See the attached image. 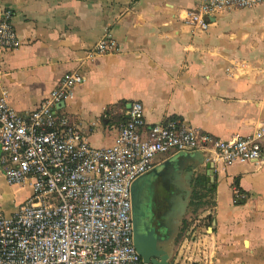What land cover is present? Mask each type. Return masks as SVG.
<instances>
[{"label":"crops","instance_id":"crops-1","mask_svg":"<svg viewBox=\"0 0 264 264\" xmlns=\"http://www.w3.org/2000/svg\"><path fill=\"white\" fill-rule=\"evenodd\" d=\"M194 5L193 0H0V12L14 11L20 40L16 49L0 48V96L28 112L66 72L77 70L84 81L59 111L91 146L114 143L134 101L142 104L147 125L177 118L222 140L250 136L264 128V4L224 10L204 31L184 19ZM106 32L117 50L90 54ZM192 153L158 154L152 170L132 184L131 195L152 189L165 175L159 170L166 160ZM206 172L200 166L191 186L177 179L191 193L166 244L170 264H264V161L215 163L208 183ZM199 175L205 177L204 197L194 204ZM234 185L247 196L242 203L234 202ZM20 191L26 195L16 201ZM30 193L28 183L8 185L0 166L2 214L14 213ZM172 193V205L180 203L176 197L182 195Z\"/></svg>","mask_w":264,"mask_h":264},{"label":"built area","instance_id":"built-area-1","mask_svg":"<svg viewBox=\"0 0 264 264\" xmlns=\"http://www.w3.org/2000/svg\"><path fill=\"white\" fill-rule=\"evenodd\" d=\"M189 26L206 30L210 19L229 8H252L264 0H193ZM14 11L0 12V48L16 49ZM117 50L106 32L89 51ZM84 81L66 72L28 112L0 96V166L8 185L28 183L30 195L11 215L0 212V264H143L133 242L134 181L150 172L158 154L201 152L205 162L228 166L264 161V128L250 136L222 140L177 118L147 125L139 101L126 110L114 143L91 146L82 131L59 111ZM234 202L246 200L237 185Z\"/></svg>","mask_w":264,"mask_h":264},{"label":"water","instance_id":"water-1","mask_svg":"<svg viewBox=\"0 0 264 264\" xmlns=\"http://www.w3.org/2000/svg\"><path fill=\"white\" fill-rule=\"evenodd\" d=\"M210 21H212V18ZM59 105L63 106L64 102H60ZM200 166L207 168L206 181L207 183L211 182L213 180V164L205 162L203 154L198 151L192 154L174 156L166 160L159 171L178 180L183 178L191 186L194 172ZM156 172V170H153L154 174ZM190 193L191 190L188 189L185 191L183 197H176L179 198L180 203H173L171 208L164 214L165 217L157 223V237H154L151 231L139 234L134 224L133 242L138 254L142 258L143 264H170V256L166 249V244L175 236L176 227L174 224L185 212L190 200ZM134 219L135 216L133 215V222Z\"/></svg>","mask_w":264,"mask_h":264},{"label":"flooded vegetation","instance_id":"flooded-vegetation-1","mask_svg":"<svg viewBox=\"0 0 264 264\" xmlns=\"http://www.w3.org/2000/svg\"><path fill=\"white\" fill-rule=\"evenodd\" d=\"M153 186L152 189L148 188L146 192H143L139 202H135L133 194L132 223L133 226L135 224L139 234L151 231L153 236L157 237L156 225L165 217L164 214L172 205V190H177L183 197L187 187L179 184L175 177L166 174L157 177V181ZM133 215L135 216L134 222Z\"/></svg>","mask_w":264,"mask_h":264},{"label":"trees","instance_id":"trees-1","mask_svg":"<svg viewBox=\"0 0 264 264\" xmlns=\"http://www.w3.org/2000/svg\"><path fill=\"white\" fill-rule=\"evenodd\" d=\"M205 183V177L202 175L197 176L196 181H195V190L193 194V199L192 203L196 204L198 199H201L204 197V194L201 192V188L204 186ZM243 201H240L238 203H242ZM197 205H202V202H198Z\"/></svg>","mask_w":264,"mask_h":264},{"label":"rangeland","instance_id":"rangeland-1","mask_svg":"<svg viewBox=\"0 0 264 264\" xmlns=\"http://www.w3.org/2000/svg\"><path fill=\"white\" fill-rule=\"evenodd\" d=\"M150 187V186H149ZM142 194L143 192L139 191V190H135L134 192V196H135V202L136 201H140V199L142 198ZM26 195V192L25 191H20L17 193V196H16V201L18 200H21L23 196ZM178 241V236L175 237L174 241L173 242H177Z\"/></svg>","mask_w":264,"mask_h":264}]
</instances>
